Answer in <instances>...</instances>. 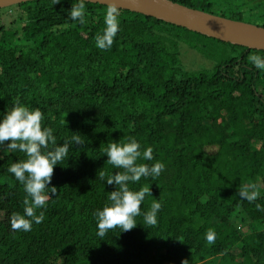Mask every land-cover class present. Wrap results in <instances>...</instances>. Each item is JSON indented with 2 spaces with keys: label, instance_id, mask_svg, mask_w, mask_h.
Masks as SVG:
<instances>
[{
  "label": "trees",
  "instance_id": "obj_1",
  "mask_svg": "<svg viewBox=\"0 0 264 264\" xmlns=\"http://www.w3.org/2000/svg\"><path fill=\"white\" fill-rule=\"evenodd\" d=\"M170 1L264 27V0ZM75 2L0 8V119L19 100L42 111L58 145L73 135L86 142L54 166L49 187L57 193L38 210L43 222L27 232L10 226L13 213L23 214L26 193L8 172L27 157L0 144V264H264V211L256 208H264V70L249 60L264 51L124 9L112 47L101 50L95 37L108 6L86 2L82 25L68 16ZM183 49L201 64L186 67ZM129 137L141 150L153 148L152 161L138 162L165 168L129 185H150L152 194L136 227L101 240L95 213L111 203L116 186L99 173L122 171L107 163L105 149ZM251 183L260 196L250 203L238 191ZM153 200L162 205L154 227L143 220Z\"/></svg>",
  "mask_w": 264,
  "mask_h": 264
},
{
  "label": "clouds",
  "instance_id": "obj_2",
  "mask_svg": "<svg viewBox=\"0 0 264 264\" xmlns=\"http://www.w3.org/2000/svg\"><path fill=\"white\" fill-rule=\"evenodd\" d=\"M60 2L61 0H52V5ZM85 3L86 0H76L68 14L71 20L79 21L82 25L87 23ZM118 15L117 7L110 5L104 16L105 28L95 37L98 49L109 50L112 47L120 30ZM249 60L257 69L264 70V57L250 55ZM43 120L44 115L39 108L30 110L19 100L0 119V144L7 141V149L12 152H23L27 157L25 160L12 163L8 168V172L14 175L26 193L23 214L13 213L10 218V226L14 231L27 232L31 230L33 223L43 222L44 212L38 210L43 209L49 199L57 193L55 186L49 187L54 166L67 160L74 144L82 147L86 143L81 139V135H73L70 140L58 145L53 129L44 127ZM141 148V144L135 138L129 137L127 142H111L105 149L107 163L122 171L111 175L103 171L99 173L101 180L106 181L108 185L116 186L114 191L109 192L108 199L111 203L95 213L97 235L101 240L108 231L115 228L126 232L136 227V217L141 215V205L145 197L152 194L150 185H145L136 191H133L129 185L138 183L141 178L158 177L165 168V165L159 161L151 165L138 162L154 159L151 146L143 150ZM238 194L242 199L250 203L254 202L260 196L259 186L256 183L245 185L239 189ZM161 207L160 202L153 200L150 210L143 213L145 225L153 227L157 225V214ZM256 208L264 211L259 204H256ZM205 239L209 245L214 244L215 230L209 229ZM181 264H187V261H182Z\"/></svg>",
  "mask_w": 264,
  "mask_h": 264
},
{
  "label": "water",
  "instance_id": "obj_3",
  "mask_svg": "<svg viewBox=\"0 0 264 264\" xmlns=\"http://www.w3.org/2000/svg\"><path fill=\"white\" fill-rule=\"evenodd\" d=\"M30 0H0V8ZM149 16L221 42L264 51V27L212 15L170 0H86Z\"/></svg>",
  "mask_w": 264,
  "mask_h": 264
},
{
  "label": "rangeland",
  "instance_id": "obj_4",
  "mask_svg": "<svg viewBox=\"0 0 264 264\" xmlns=\"http://www.w3.org/2000/svg\"><path fill=\"white\" fill-rule=\"evenodd\" d=\"M181 54H182L181 55L182 61L185 63L186 67L192 68V67H197L199 64H201V63H199L201 58L198 55H196L194 52L189 51L188 49H183ZM202 62L204 63V65H207V62L205 60L204 61L202 60ZM205 150L207 152H213L215 150V147L209 146V147H206ZM237 226L238 227L240 226L238 219H237ZM241 227H240L241 233L246 232V230L244 228H241ZM263 227H264V225L261 227V229ZM238 250H239V248H236V247H231L229 249V251L232 252L233 254H238Z\"/></svg>",
  "mask_w": 264,
  "mask_h": 264
}]
</instances>
